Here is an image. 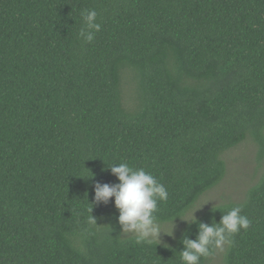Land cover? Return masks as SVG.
Masks as SVG:
<instances>
[{"label": "trees", "instance_id": "obj_1", "mask_svg": "<svg viewBox=\"0 0 264 264\" xmlns=\"http://www.w3.org/2000/svg\"><path fill=\"white\" fill-rule=\"evenodd\" d=\"M245 141L258 181L167 243L137 244L114 197L95 203L126 162L165 185L156 215L176 225ZM236 205L252 223L224 263L264 264V0H0V264H182L183 239Z\"/></svg>", "mask_w": 264, "mask_h": 264}, {"label": "clouds", "instance_id": "obj_2", "mask_svg": "<svg viewBox=\"0 0 264 264\" xmlns=\"http://www.w3.org/2000/svg\"><path fill=\"white\" fill-rule=\"evenodd\" d=\"M81 16L83 25L80 28L79 37L84 42L90 43L101 29V24L97 22L98 13L95 9H84ZM109 167L119 183L97 182L95 203L107 204L112 197L115 198V207L119 210L120 232L134 236L137 244L147 245L160 244L162 233L173 234L174 228L171 232L163 230L156 215L159 202L168 199L165 185L151 172L144 168H134L126 162ZM196 210L193 213H186L183 218L179 217L189 223L195 222L197 220ZM90 223H97L96 219L90 220ZM251 223V220L243 214V205H236L226 213L223 212L219 222L213 220L211 224L199 223L196 238L185 237L183 239L184 248L180 251L182 264H201L202 258L206 260L217 249L223 251L224 246L230 244L232 238L241 229L247 230Z\"/></svg>", "mask_w": 264, "mask_h": 264}, {"label": "rangeland", "instance_id": "obj_3", "mask_svg": "<svg viewBox=\"0 0 264 264\" xmlns=\"http://www.w3.org/2000/svg\"><path fill=\"white\" fill-rule=\"evenodd\" d=\"M134 90L135 85L132 82L130 75H127L124 85V99L126 102L129 101ZM225 159L227 173L224 179L216 187L207 191L198 200L195 207L188 213H193L197 209L195 216L198 217L213 205L242 200L245 197L247 190L258 181L263 171V168L259 166L257 160L256 145L250 141H245L235 148L228 150L225 154ZM182 218L176 222V225L169 222H161L162 228L166 232H171L174 228L173 234L171 235L167 233L161 234L162 242H169V239L174 237L176 230L180 229L186 222H188ZM130 235L131 234H127V236ZM225 252L226 246H224L223 251L217 249L215 254L211 257L209 264H225Z\"/></svg>", "mask_w": 264, "mask_h": 264}]
</instances>
